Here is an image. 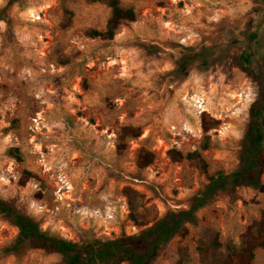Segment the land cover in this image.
Returning <instances> with one entry per match:
<instances>
[{
  "label": "rangeland",
  "instance_id": "374dc122",
  "mask_svg": "<svg viewBox=\"0 0 264 264\" xmlns=\"http://www.w3.org/2000/svg\"><path fill=\"white\" fill-rule=\"evenodd\" d=\"M121 2L137 16L112 38L91 33L108 0H18L0 20V197L75 241L140 232L239 169L264 108V0ZM197 52L211 64L173 72ZM231 185L151 264H239L243 248L264 264V172ZM18 234L0 213V264H67L42 248L5 255Z\"/></svg>",
  "mask_w": 264,
  "mask_h": 264
},
{
  "label": "trees",
  "instance_id": "16d2710c",
  "mask_svg": "<svg viewBox=\"0 0 264 264\" xmlns=\"http://www.w3.org/2000/svg\"><path fill=\"white\" fill-rule=\"evenodd\" d=\"M18 0H10L0 16L5 19L8 9ZM112 10L107 28L104 31L93 30V36L112 38L116 28L125 21L136 19V10L125 7L121 0H108ZM203 57L202 64H211V58L205 52H197L193 56L181 57L177 61L174 73L179 74L195 60ZM263 109L251 110L247 131L246 144L242 155V164L231 174L219 172L210 177L201 195L195 196L184 207H169L165 214L149 227L134 234H122L117 238L101 240L97 238L86 241H75L49 232L30 215L18 210L15 205L0 197V213L15 223L19 234L7 243L2 251L5 255L20 257L32 248H42L60 253L67 264H151L157 257L159 249L176 233L184 229L186 223L197 220V211L202 206L214 200L231 181L234 186L250 185L258 187L264 172V122ZM9 153L21 159L17 147L10 148ZM189 157H199V152L188 154ZM263 245V244H262ZM254 251L243 248L231 251L230 259L239 264H250Z\"/></svg>",
  "mask_w": 264,
  "mask_h": 264
}]
</instances>
